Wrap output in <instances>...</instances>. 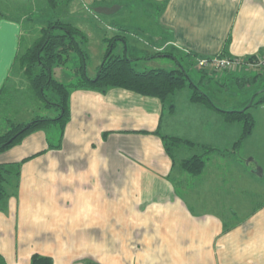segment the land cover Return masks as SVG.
I'll return each instance as SVG.
<instances>
[{
  "label": "crops",
  "instance_id": "obj_1",
  "mask_svg": "<svg viewBox=\"0 0 264 264\" xmlns=\"http://www.w3.org/2000/svg\"><path fill=\"white\" fill-rule=\"evenodd\" d=\"M77 1L90 12V6L134 1L157 9V27L142 28L147 46L130 49L137 65H156L162 51L179 53L192 65L223 53L243 61L264 55V0ZM22 35V23L0 8V93ZM143 51L146 57H139ZM232 71L217 76L233 81L238 72H249ZM187 93L183 101L176 93L162 101L124 88L74 90L58 148L50 147L44 129L0 153V164L21 163L15 193L0 207V264H32L34 256L49 257L52 264H83L81 257L98 254L97 240L103 242L105 264H264V201L255 202L257 195L248 202L231 199L234 175L224 168L229 156L216 148L218 132L225 137L224 122L241 124L220 121L219 108L194 102V93ZM213 108L217 117L201 122L203 112ZM164 136L183 142L166 150ZM196 147L201 153L190 156ZM203 154L208 157L199 175L183 169L184 160ZM257 173L264 177V168L244 175L251 179ZM145 224L152 232L137 238L140 250L128 243L129 225L138 231Z\"/></svg>",
  "mask_w": 264,
  "mask_h": 264
},
{
  "label": "rangeland",
  "instance_id": "obj_2",
  "mask_svg": "<svg viewBox=\"0 0 264 264\" xmlns=\"http://www.w3.org/2000/svg\"><path fill=\"white\" fill-rule=\"evenodd\" d=\"M55 1L56 3L53 6L49 3V0H35L30 3L18 2L6 5L0 3V8L8 17L18 19L22 23L23 35L20 45L22 50L29 47L35 39L39 37L42 28L48 27V21L61 20L64 23H70L81 29L86 35L87 40L77 35L76 38L81 47L88 53L89 57L86 62L87 68L85 72L87 73V76L92 79L98 74V68L100 64H102L105 51H107V45L109 44V42L106 41L107 39L119 36L115 52L122 55L127 50L129 53L128 57L132 58L136 56L131 52L133 46H136L137 44L147 46L145 45L147 37L142 33L143 26L149 25L152 27L154 24L157 27L158 23L156 17L157 9H155V13L153 12V6L146 3L142 4L143 2L140 1H134L132 3L122 2L123 6L120 10L111 15L96 13L98 19L94 18V12L86 10V8L82 7L83 5L77 0H65V2L63 0ZM114 5L120 6V4ZM142 5L144 6L141 7ZM96 7L100 6H90V10H93ZM145 7L147 9H145ZM148 9L152 11H149ZM151 12H153V14H151ZM106 21L110 22L111 24L109 25L112 27L108 26V24L105 23ZM123 39H125L126 43ZM86 42L90 46V49L86 48ZM127 45L129 49L126 47ZM150 52L153 53V55L156 54L155 51ZM144 56L146 57V51L140 53L139 57ZM216 57L220 56L202 57L201 59H208L211 61ZM198 60H200V58L197 59V63ZM156 61V65L154 64L149 67L148 65L138 63V65L136 64V68L138 71L151 68H166L169 70H175L179 67L185 68L190 79L196 83L201 90L209 94V98L212 101V103H210L211 106H216L221 111H239L246 107H250L251 104L254 101L257 102L263 94L259 92L264 90V69H248L249 72L246 75L242 71L238 72L237 75H234L235 77H251L248 81L240 80L238 82L237 79L228 81L227 78L222 79V77L219 78V76H217L211 81H207L205 78L203 82L200 83L202 74L196 69L197 64L196 66L190 64L181 54L176 53L174 56L161 55L160 58H156ZM81 67L82 57L80 53L72 50L68 62L56 68L53 77L58 82L67 85L78 83V80L83 78V73L80 69ZM204 69L208 71L214 70L210 65L204 67ZM190 84L191 81H187V86L185 88L176 91L177 100L183 101L186 99L185 96L188 94L187 92L191 91L193 94L196 91L194 87L191 89ZM8 90L9 93L0 98V135L7 132L12 123L30 122L36 116L54 115L51 110H45L40 106L38 103L39 101L32 96V90L26 80H11V82H9ZM257 93L259 94L257 95ZM261 105L262 104L253 106L250 109L255 117L256 127H254L255 129L252 133L253 135L251 139L243 142L240 149H233V144L239 139L242 133L241 125L235 124L233 127H227L224 122L223 131L225 137L220 135L222 133L221 131L218 132L220 133L218 136L220 139L216 141L218 143L216 144V148H219L223 154L229 156L224 158L227 160L224 163V168L233 172L234 175L233 181L230 182L234 184L235 188L233 194L230 193L229 195L231 199H234L235 201L238 199V202L253 201L255 200L256 195L257 200H255V202L264 201V177H261L260 173L253 175L251 179L244 175V172L263 170L264 168V106ZM203 114L204 117H202L201 122L217 117V111L215 109L211 112H203ZM205 116L208 117L205 118ZM218 116L220 121L226 119V115L222 112H219ZM219 124L222 125L221 123ZM45 131L48 132V137L51 139V143L58 145L61 135L60 125L54 124L45 128ZM222 139H224L223 142L221 141ZM170 147L174 146L170 145ZM198 153H201V151L199 149L197 151L196 147L194 150H191L190 156ZM210 156H214V154H211ZM205 157H208V154H206L204 158ZM16 178L15 175L10 178L13 186L8 187L7 190L9 196L6 199L11 198L13 193H15L14 190L16 187H14V185L16 184ZM178 179L181 181V178ZM194 181H196V179ZM238 185H244L247 187L246 191L243 186L237 187ZM255 187L259 192H254ZM4 204V200L0 201V207L2 206L3 208ZM140 211L141 213H148L146 212L147 210L143 211V209H141ZM129 215L133 214L129 212ZM138 227L137 231L136 229L133 230L131 225H129L130 241L128 243H131L133 246L135 245L136 248L141 250L143 246L141 245V242L137 241V238L138 240H141L144 234H150L152 232V227L146 224L139 225ZM84 242L87 241H82V243ZM90 243L93 242H89V245ZM102 243V240L95 241L94 244L97 246L98 254L89 258L81 257L80 262L83 264H105L107 257L105 256V248L100 247ZM115 243L116 242L114 241L112 242V244ZM98 249L100 250L98 251Z\"/></svg>",
  "mask_w": 264,
  "mask_h": 264
},
{
  "label": "trees",
  "instance_id": "obj_3",
  "mask_svg": "<svg viewBox=\"0 0 264 264\" xmlns=\"http://www.w3.org/2000/svg\"><path fill=\"white\" fill-rule=\"evenodd\" d=\"M50 3L53 6L56 2L55 0H50ZM47 26L48 27L40 30L39 37H37L29 47H26L25 50H22L20 46L16 60L11 69L9 80L2 88L0 98L9 93L8 86L11 80H26L32 90V96L39 101L38 103L42 108L51 110L54 115L36 116L30 122L12 123L10 129L0 135V153L20 144L27 135L39 130H44L54 124L60 125L61 127V137L59 140L61 141L63 132L70 121L69 98L72 90L92 89L106 92L109 88H124L144 96L157 97L162 101H166L172 97L176 91L185 88L187 86V81H191L190 87L196 89L192 96V100L194 102L205 101L212 103L209 95L190 79L185 68L179 67L175 70L151 68L138 71L136 68L138 59H131L126 53L121 55L115 52L119 36L107 40L105 39L109 42L108 48L105 52L103 62L98 68V74L92 79L87 76L85 72L87 68V52L81 47L76 38L77 35L87 40L83 31L61 20L48 21ZM57 30H61L62 32ZM123 41L125 42V39H123ZM72 50L79 52L82 57V67L80 69L82 70L83 78L78 80V83L67 85L54 79L53 74L56 68L68 62ZM157 55L168 56V53L162 51ZM169 56H171V54H169ZM220 57L228 56L223 53ZM256 58L257 56H252L249 60L253 61ZM196 69L202 74L200 83H202L205 78L207 81H211L216 78L217 74L220 72H232L231 70L217 71L215 69L208 71L198 67V65ZM249 78L251 77L241 76L237 77V80L238 82L240 80L248 81ZM259 93H263L262 96L257 102L254 101L250 107H246L239 111H222V113L226 115L227 121L237 122L242 126V135L236 145H242L252 134L255 126V117L250 109L253 106L264 103V90ZM259 93H257V95ZM164 140L166 141V150H169L170 145H177V143L183 142L181 139L170 136H164ZM50 147L58 148L59 144H50ZM214 150V148H211L207 153ZM204 156L205 154L194 155L192 158L184 160L182 163L183 169L193 175H199L206 164ZM20 167L21 163L0 164V201L5 200L9 196L7 189L13 186L10 178L15 175L17 177L16 181H18ZM16 186L17 183L14 187ZM32 264H52V259L49 257L34 256Z\"/></svg>",
  "mask_w": 264,
  "mask_h": 264
},
{
  "label": "built area",
  "instance_id": "obj_4",
  "mask_svg": "<svg viewBox=\"0 0 264 264\" xmlns=\"http://www.w3.org/2000/svg\"><path fill=\"white\" fill-rule=\"evenodd\" d=\"M198 67L204 68L207 66H211L217 71L224 70H236L239 68L246 67L252 70L264 69V55L261 57H257L253 61L247 60L243 61L238 58H229V57H216L213 60L201 59L198 60Z\"/></svg>",
  "mask_w": 264,
  "mask_h": 264
},
{
  "label": "water",
  "instance_id": "obj_5",
  "mask_svg": "<svg viewBox=\"0 0 264 264\" xmlns=\"http://www.w3.org/2000/svg\"><path fill=\"white\" fill-rule=\"evenodd\" d=\"M121 7L119 5H113L112 7L100 6L93 9L95 13L111 15L117 12Z\"/></svg>",
  "mask_w": 264,
  "mask_h": 264
}]
</instances>
